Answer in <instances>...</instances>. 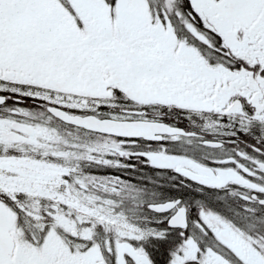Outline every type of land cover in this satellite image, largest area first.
<instances>
[{
  "label": "flooded vegetation",
  "instance_id": "obj_1",
  "mask_svg": "<svg viewBox=\"0 0 264 264\" xmlns=\"http://www.w3.org/2000/svg\"><path fill=\"white\" fill-rule=\"evenodd\" d=\"M51 2L34 56H65L86 83L106 72L107 96L86 114L1 90L0 178L8 157L64 166L114 225L73 212L57 225V208L34 210L1 182L0 232L5 220L15 247L0 242V264H264V0ZM124 98L139 103L129 115L105 109ZM52 107L171 132L106 135Z\"/></svg>",
  "mask_w": 264,
  "mask_h": 264
},
{
  "label": "rangeland",
  "instance_id": "obj_2",
  "mask_svg": "<svg viewBox=\"0 0 264 264\" xmlns=\"http://www.w3.org/2000/svg\"><path fill=\"white\" fill-rule=\"evenodd\" d=\"M98 1L102 5L109 6V4H114L118 0ZM163 1L173 2V0H132V3L141 2L145 7V4ZM32 3L43 8L47 4L45 0H32ZM50 3L52 4L51 0ZM47 9H49L47 13H51V6H48ZM68 19L70 20V18ZM54 21L58 22V20ZM87 26L88 28H95L96 24L94 22ZM56 55L58 56V53ZM21 57L26 58L23 63L30 64L32 71L17 74L10 72L0 73V91L4 90V93L12 98L27 99L29 102L41 99V105L44 102H49L86 114H97L102 111L100 106L102 104L97 99H101L103 95H106V92L102 91L104 89L102 86L105 87L107 86L106 83H109L106 72L103 74L105 78L102 79L101 76H98L94 81H87L86 83L75 67L71 68L72 73H65V75L61 73L64 72L63 62L59 63L56 70L55 66H53V60H48V57L45 58L51 64L46 62L43 57L44 60L42 62L39 61L42 58L36 56L22 54ZM2 58L4 60V55ZM16 58L11 57L15 63ZM56 60L60 62L58 58ZM102 60L108 67L122 64L120 58H103ZM13 62L12 65H14ZM66 69H69V67L67 66ZM52 73H55L56 78L52 76ZM3 78H9V80H4V84H2L1 79L3 80ZM74 88H76L75 91L73 90ZM80 88L86 89L78 90ZM108 101L110 104L105 107L107 111H111L110 108H112V111L115 109L119 115L125 116L130 114V109H133L135 105H139V103L133 101L129 103L128 99L119 104H114L117 102H111V100ZM151 112L154 113V110ZM66 172L67 170L64 166H54L52 162L45 164L33 158L8 157L4 159V179L0 178V183L4 182V193L10 198L15 199L18 195H22L26 198L27 204L34 210L49 209L54 212L55 208H57V211L54 212L57 217V225H67L66 216L70 212L83 216L78 217L77 220H89V225H98L100 222L101 224L114 225L112 219L99 217L101 208L98 202L92 199V194H90L89 190L82 191L81 186L68 185L64 180ZM123 230V228L120 230L121 236L124 235L125 231ZM51 235L53 234L45 235V239L49 240L48 247L53 245L55 241V238H51ZM17 237L19 239V235Z\"/></svg>",
  "mask_w": 264,
  "mask_h": 264
},
{
  "label": "trees",
  "instance_id": "obj_3",
  "mask_svg": "<svg viewBox=\"0 0 264 264\" xmlns=\"http://www.w3.org/2000/svg\"><path fill=\"white\" fill-rule=\"evenodd\" d=\"M46 14V9L33 4L32 0H0V60L4 48V70H9L13 62L11 57L5 56V51L8 49L28 55V51L35 48L38 38L36 29L40 28L44 34L42 40H48L49 32L45 31L51 20ZM47 59L50 60V57ZM55 59L51 58L53 61ZM24 60L26 58H16L15 65L32 71L30 64L23 63Z\"/></svg>",
  "mask_w": 264,
  "mask_h": 264
},
{
  "label": "water",
  "instance_id": "obj_4",
  "mask_svg": "<svg viewBox=\"0 0 264 264\" xmlns=\"http://www.w3.org/2000/svg\"><path fill=\"white\" fill-rule=\"evenodd\" d=\"M55 116L67 123H71L89 130L102 132L106 134L118 135L121 137H144L150 138L147 130L149 125L136 122H118L114 120H99L93 116H72L60 109H51ZM0 240L4 247L12 245V239L8 234V229L4 223V233H0Z\"/></svg>",
  "mask_w": 264,
  "mask_h": 264
}]
</instances>
